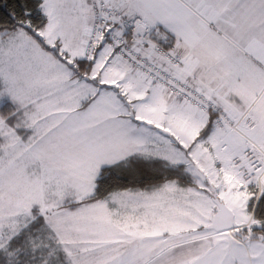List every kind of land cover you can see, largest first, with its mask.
I'll return each mask as SVG.
<instances>
[{
    "label": "snow or ice",
    "instance_id": "6c2138e0",
    "mask_svg": "<svg viewBox=\"0 0 264 264\" xmlns=\"http://www.w3.org/2000/svg\"><path fill=\"white\" fill-rule=\"evenodd\" d=\"M0 264H264V0H0Z\"/></svg>",
    "mask_w": 264,
    "mask_h": 264
}]
</instances>
